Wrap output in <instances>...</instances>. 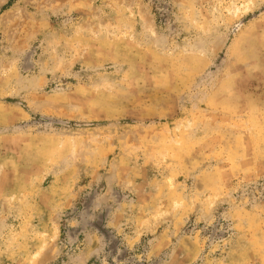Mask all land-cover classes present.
<instances>
[{"label": "rangeland", "instance_id": "374dc122", "mask_svg": "<svg viewBox=\"0 0 264 264\" xmlns=\"http://www.w3.org/2000/svg\"><path fill=\"white\" fill-rule=\"evenodd\" d=\"M0 264H264V0H0Z\"/></svg>", "mask_w": 264, "mask_h": 264}]
</instances>
